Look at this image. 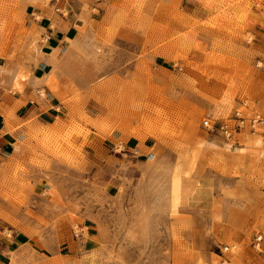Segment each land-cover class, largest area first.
<instances>
[{
	"label": "rangeland",
	"instance_id": "rangeland-1",
	"mask_svg": "<svg viewBox=\"0 0 264 264\" xmlns=\"http://www.w3.org/2000/svg\"><path fill=\"white\" fill-rule=\"evenodd\" d=\"M57 29L58 116L19 122L0 157V239H29L0 264H264V127L247 125L264 117V0H0V65L27 67Z\"/></svg>",
	"mask_w": 264,
	"mask_h": 264
},
{
	"label": "crops",
	"instance_id": "crops-1",
	"mask_svg": "<svg viewBox=\"0 0 264 264\" xmlns=\"http://www.w3.org/2000/svg\"><path fill=\"white\" fill-rule=\"evenodd\" d=\"M75 3L78 6L77 2H74V6H76ZM70 14L78 15L73 9L68 10V15ZM67 18L65 16L62 19L66 22ZM71 27L72 29L81 30L83 27L82 19H80L77 27ZM47 34L43 42L37 43L31 64L27 67L22 68L18 63H2L0 65V157L2 158L19 154V150L16 152L14 147L23 141L22 134L19 133V128L14 132L10 131L12 127L28 118L35 119L42 125L49 124L51 120L57 118L58 110L61 108L58 96L45 82L50 77L54 59L59 55V51L62 52L65 38L70 37V31L57 29V31H49ZM39 89H43V96ZM207 142L212 143L217 150L218 146L216 144L211 141ZM207 145L204 146L214 148L212 145ZM102 147L104 148L102 150H105L106 145H102ZM243 152L244 149L240 152L226 154H242ZM98 155L101 156V151ZM47 196L51 200H56V193L48 191ZM24 241L27 242L29 239L21 237L20 233L17 232L13 234L9 243L0 239V254L7 248L12 249L13 243L20 245Z\"/></svg>",
	"mask_w": 264,
	"mask_h": 264
},
{
	"label": "built area",
	"instance_id": "built-area-1",
	"mask_svg": "<svg viewBox=\"0 0 264 264\" xmlns=\"http://www.w3.org/2000/svg\"><path fill=\"white\" fill-rule=\"evenodd\" d=\"M234 125L232 127L228 126L226 123H218V131L224 137V139H231L235 134H238L243 128H245V119L238 116L237 114L233 118ZM203 125L205 128L211 129V125L208 121H204ZM215 123L212 124V126ZM251 130L258 129L259 127H264V118L255 116L251 118L247 124ZM264 241V229L262 232H258L251 240V246L258 251L260 246L263 245ZM221 254H227L229 252L228 246L219 248ZM221 264H231L228 258H223Z\"/></svg>",
	"mask_w": 264,
	"mask_h": 264
},
{
	"label": "bare ground",
	"instance_id": "bare-ground-1",
	"mask_svg": "<svg viewBox=\"0 0 264 264\" xmlns=\"http://www.w3.org/2000/svg\"><path fill=\"white\" fill-rule=\"evenodd\" d=\"M215 108L218 109V106H216ZM257 116H260V115H257ZM262 118H264V117H262ZM61 125H62V124H61ZM57 128H60V127L57 126ZM212 129H213V128H212ZM241 131H242V130H241ZM255 141H256V140H255ZM260 143H262V142H261V141H256V145H258V144H260ZM206 144H208L207 146H209V145H212V146H213L212 143H209V142H207V141L200 143V146H204V145H206ZM253 144H254V142H253ZM213 147H214V146H213ZM18 149H19L18 145H15L14 150H16V152H17ZM243 149H244V148L234 147L232 144H229V143H227V144H225V145L223 146V150H224L225 153H236V152H240V151H242ZM260 247H261V246H260ZM259 250H260V248H259Z\"/></svg>",
	"mask_w": 264,
	"mask_h": 264
}]
</instances>
